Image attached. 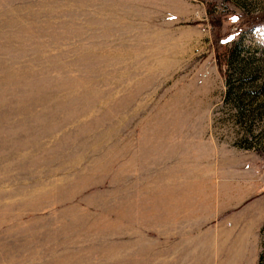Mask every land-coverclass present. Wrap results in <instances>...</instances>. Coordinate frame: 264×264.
<instances>
[{
	"label": "rangeland",
	"instance_id": "obj_1",
	"mask_svg": "<svg viewBox=\"0 0 264 264\" xmlns=\"http://www.w3.org/2000/svg\"><path fill=\"white\" fill-rule=\"evenodd\" d=\"M207 1L0 0V264H224L239 230L264 264V0Z\"/></svg>",
	"mask_w": 264,
	"mask_h": 264
},
{
	"label": "crops",
	"instance_id": "obj_2",
	"mask_svg": "<svg viewBox=\"0 0 264 264\" xmlns=\"http://www.w3.org/2000/svg\"><path fill=\"white\" fill-rule=\"evenodd\" d=\"M197 178L194 180L192 184H182L181 186L173 187L172 189V200L173 205L177 207H181L182 211L180 213L181 216L176 217L173 220V223L177 224H192L194 225L193 228L198 229L200 225L205 222V203L212 199L213 196V189L210 186L203 185V179L200 178L201 176L198 175L197 170ZM221 197L227 199L228 201L232 202L233 204H237L239 201V191L237 188L233 190H221L218 189L217 191ZM212 194V195H211ZM241 196V195H240ZM229 225H233L235 227V219L233 216L230 217ZM219 229H223L222 223ZM223 235L227 239L228 235L231 233V229H224ZM239 231L234 232L231 237L230 243L224 249V264H243L245 263L244 253H243V238L239 234ZM198 238V236H197ZM207 244V242H206ZM208 246V245H207ZM206 246V247H207Z\"/></svg>",
	"mask_w": 264,
	"mask_h": 264
},
{
	"label": "trees",
	"instance_id": "obj_3",
	"mask_svg": "<svg viewBox=\"0 0 264 264\" xmlns=\"http://www.w3.org/2000/svg\"><path fill=\"white\" fill-rule=\"evenodd\" d=\"M207 1V0H205ZM210 0L207 1V3ZM208 16H209V22L212 27L211 35H212V41H213V48L215 49V58H217L219 61L220 59H223V57H227V59H230L235 55L236 45L237 43L234 41L232 42L229 49H226V38H228L233 32L232 30H224L222 31L221 22L227 17L226 15H222L220 13H213L211 8L208 9ZM238 23L236 25V28L239 31H246L251 29L252 27L260 24V22L264 21V12H257V13H241L236 16ZM222 48V50H221ZM227 50V51H225ZM225 51V53H224ZM225 54V56H224ZM260 257H258V264H260Z\"/></svg>",
	"mask_w": 264,
	"mask_h": 264
}]
</instances>
